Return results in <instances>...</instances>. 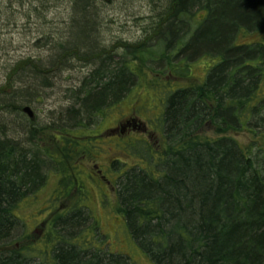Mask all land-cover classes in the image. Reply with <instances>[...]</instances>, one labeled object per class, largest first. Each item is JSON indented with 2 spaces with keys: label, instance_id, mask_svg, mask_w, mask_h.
<instances>
[{
  "label": "trees",
  "instance_id": "1",
  "mask_svg": "<svg viewBox=\"0 0 264 264\" xmlns=\"http://www.w3.org/2000/svg\"><path fill=\"white\" fill-rule=\"evenodd\" d=\"M173 1L174 11L161 23L154 45L129 47L121 61L99 58L71 110L104 118L108 107L149 87L159 110L155 119L146 124L133 118L105 131L113 134L125 124L120 133L138 132L141 137L125 145L136 167L118 163V176L84 169L80 157L93 156L89 136L99 134L83 124L41 137L43 145L35 143L39 150L0 137V264L136 263L105 242L101 219L94 216L85 226L92 218L83 215L90 208L92 182L117 193V211L134 245L155 264H264V43L242 41L243 33L251 36L264 23V0H205L203 16L188 12L201 0ZM93 4L76 1L81 18L74 16L56 53L95 54ZM189 25L192 29L182 33ZM200 52L212 61L203 77H193ZM27 60L14 69L22 70L18 77L28 88L12 96L11 110L33 102L50 81L40 61ZM151 61L162 69L147 67ZM24 63L32 68L24 69ZM9 78L13 88L14 75ZM0 91L6 94L3 87ZM46 157L61 173L63 186L52 200L56 211L42 237L31 241L25 233L15 247L13 234L22 219L16 211L45 184Z\"/></svg>",
  "mask_w": 264,
  "mask_h": 264
},
{
  "label": "rangeland",
  "instance_id": "2",
  "mask_svg": "<svg viewBox=\"0 0 264 264\" xmlns=\"http://www.w3.org/2000/svg\"><path fill=\"white\" fill-rule=\"evenodd\" d=\"M76 1L0 0V88L3 87L6 93L0 91V137L17 140L20 146L39 150L35 143L39 142L43 145L41 137L46 136L43 139L47 140L53 134H57V130L61 131L64 127L75 130L76 124H83L90 131L94 130V134H99L98 138L89 136V141H93L91 153L94 157L83 160L81 155L79 156L83 168L86 167L90 172L102 169L108 175L116 171L118 176L122 172L116 168L121 167L118 163L124 162L121 167L124 169L129 165L136 167L125 145L127 141L130 142L131 139L135 141L141 137L138 132L128 134L129 131L125 130L120 133L122 127L127 120L133 118L150 124L149 120H154L159 114V110L154 106L156 97L152 95L150 88H143L141 91L133 90L124 101L108 107L104 118L98 115L89 116L84 111L73 115L71 110L85 78L98 67L99 58L111 55L116 58V61L119 59L121 61L122 54L125 55L129 47L139 43L147 47L154 45L157 40L156 32H159L161 23L171 13L173 0H94V9L90 12L96 14L97 30L92 35L95 54L88 50L79 51L80 53L77 54L64 50L56 53L54 49L58 43L62 39L65 41L69 35L68 29L74 16L77 19L81 18V14L77 15L74 10ZM203 4L206 5L205 0L193 6L192 10L196 12ZM201 13L204 11L199 12V16H203ZM181 28L182 33L192 29L190 26ZM242 38V41L248 39L264 41V23L257 26L251 36L246 37V33H243ZM240 40L239 37L237 41ZM147 52L150 55V50ZM199 55L200 60L192 69L195 75L191 72L193 77H203L205 67L212 61L206 53L200 52ZM27 59L40 61L50 81L44 85L43 90L37 94L33 102L23 104L19 110L16 109L17 111L11 110L8 103L13 100L12 96L16 95L18 89L23 94L28 88L20 82L21 78L18 77L22 70L17 74L14 70L19 62ZM189 61L192 62V60ZM146 65L162 69L160 68L162 64L158 62L151 61ZM23 66L26 70L32 68L25 63ZM146 71L151 72L148 69ZM29 72L26 74L28 75ZM11 75H14L13 88L11 84H7L8 80L10 82ZM26 105H30L35 112L34 122H31L29 116L22 111ZM121 122L125 124L120 130L113 134L105 133L107 128L117 127ZM90 131H81L80 134L90 135L92 134L89 133ZM149 139L152 146L156 145V137ZM137 147L142 148L140 144ZM51 152H54L53 148ZM41 155L43 157L42 153ZM134 156L142 155L134 152ZM115 158L119 159L115 161ZM46 159L50 161L47 157ZM137 162L143 165L141 159H137ZM95 163L96 168H94ZM44 170V176L47 177L45 184L40 186L35 196L29 197L16 211L22 219L13 234L16 239L13 244L15 247L19 246V240L25 233H29L31 241L42 237L48 218L56 211L57 205L53 207L52 200L58 197L56 188L63 186L61 173L51 161ZM113 180L115 183V175ZM100 187V184L98 186L93 182L90 185L92 197L87 200L90 208L87 207L83 215L87 217L90 213L92 218L85 222V226L95 221L94 216L101 219L100 235L104 236L106 243H110L111 249L130 255L136 261L134 264H155L139 247L134 245L122 215L117 211V193L110 187L104 192ZM99 190L103 192L100 193ZM61 204L60 202L59 206ZM62 206H64L62 209L65 208L66 203Z\"/></svg>",
  "mask_w": 264,
  "mask_h": 264
},
{
  "label": "flooded vegetation",
  "instance_id": "3",
  "mask_svg": "<svg viewBox=\"0 0 264 264\" xmlns=\"http://www.w3.org/2000/svg\"><path fill=\"white\" fill-rule=\"evenodd\" d=\"M172 2H174V1H172ZM192 8L193 7L191 6V8L188 9V12L192 13ZM173 11H174V8H171V12H173ZM203 11H204V13H201V15L202 14H205L207 12V8H206V5L205 4H203L202 7L196 11V13L203 12ZM189 26L191 27V25H189ZM255 42L264 43L263 40H261V41H255Z\"/></svg>",
  "mask_w": 264,
  "mask_h": 264
},
{
  "label": "water",
  "instance_id": "4",
  "mask_svg": "<svg viewBox=\"0 0 264 264\" xmlns=\"http://www.w3.org/2000/svg\"><path fill=\"white\" fill-rule=\"evenodd\" d=\"M23 111L31 118V119H34V110L32 109L31 106H25L23 108Z\"/></svg>",
  "mask_w": 264,
  "mask_h": 264
}]
</instances>
